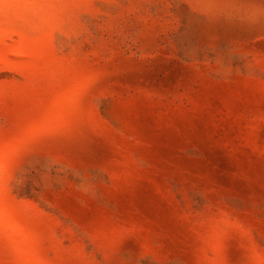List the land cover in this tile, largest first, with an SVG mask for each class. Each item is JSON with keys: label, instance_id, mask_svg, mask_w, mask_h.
I'll use <instances>...</instances> for the list:
<instances>
[{"label": "rangeland", "instance_id": "obj_1", "mask_svg": "<svg viewBox=\"0 0 264 264\" xmlns=\"http://www.w3.org/2000/svg\"><path fill=\"white\" fill-rule=\"evenodd\" d=\"M0 264H264V0H0Z\"/></svg>", "mask_w": 264, "mask_h": 264}]
</instances>
